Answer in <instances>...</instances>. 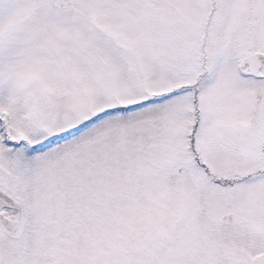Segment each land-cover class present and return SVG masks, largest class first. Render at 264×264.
Listing matches in <instances>:
<instances>
[{
	"label": "snow or ice",
	"instance_id": "obj_1",
	"mask_svg": "<svg viewBox=\"0 0 264 264\" xmlns=\"http://www.w3.org/2000/svg\"><path fill=\"white\" fill-rule=\"evenodd\" d=\"M0 264H264V0H0Z\"/></svg>",
	"mask_w": 264,
	"mask_h": 264
}]
</instances>
